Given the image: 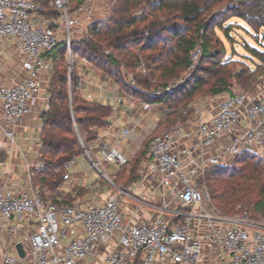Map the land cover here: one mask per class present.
<instances>
[{
  "label": "built area",
  "instance_id": "2783aa9c",
  "mask_svg": "<svg viewBox=\"0 0 264 264\" xmlns=\"http://www.w3.org/2000/svg\"><path fill=\"white\" fill-rule=\"evenodd\" d=\"M52 5L64 19L63 41L71 56L70 31L78 21L69 17L67 0H54ZM43 10L36 0H0V42L12 39L26 56V78L10 85L0 83L4 132L11 141L16 128L34 110L44 81H49L53 71V58L47 53L57 47L60 37L53 27L55 18L45 16ZM202 54L198 45L191 53L187 75L150 94L162 97L182 88ZM138 70L145 73L143 65ZM129 79L137 88L133 74ZM243 119L247 127L236 134ZM108 129H98L94 146L102 147L107 162L124 165L127 157L116 147L103 144L101 131ZM129 133L126 129L123 135ZM226 136L231 139L221 152L209 154ZM183 137L193 145L182 144ZM262 150L264 92L253 97L237 91L226 95L213 119L200 121L194 133L188 135L173 127L151 140L148 170L159 174L163 195L159 204L145 202L155 210L148 219L125 223L118 195L101 203L59 204L45 202L33 185L30 192L15 194L0 182V264H156L165 260L171 264H264V221L222 215L200 183L208 168L228 165L244 151ZM84 151L88 155L85 147ZM73 164L74 160L68 168ZM44 167L40 159L31 172ZM70 179L68 171L64 180ZM175 217L179 219L172 222ZM19 242L24 257L16 250Z\"/></svg>",
  "mask_w": 264,
  "mask_h": 264
},
{
  "label": "trees",
  "instance_id": "16d2710c",
  "mask_svg": "<svg viewBox=\"0 0 264 264\" xmlns=\"http://www.w3.org/2000/svg\"><path fill=\"white\" fill-rule=\"evenodd\" d=\"M53 1L36 0L45 16H59L61 11L51 4ZM82 1L73 0L68 11ZM110 5L108 18L92 24L82 39L71 41L70 75L65 42H59L47 53L53 58V71L48 85V108L40 116V159L45 167L31 172L32 184L45 202L72 204L67 202L70 193L63 197L58 193L69 171L68 164L84 153V147L94 150L98 129L109 124L113 112L111 105L83 97L74 65L76 59L85 58L113 78L126 93L145 102L162 103L170 111L165 121L167 128L186 119L184 112L208 83L204 73H211L214 80L210 97L231 94L233 83L251 92L264 79V48L245 44L248 53L244 58L250 63L245 59L225 62L218 59L226 55L223 39L217 35L213 41L211 37L219 28L225 36L233 38L232 20L238 24L243 21L264 36V0H111ZM217 42L222 44L221 50L215 46ZM198 45L202 46L203 54L187 83L165 96H152L149 90L155 87L154 83L166 84L188 70L191 53ZM230 63L241 66L232 76L226 75ZM140 65L145 67V73L137 70ZM128 73L133 74L137 88L132 86ZM156 135L150 137L142 156H149L148 146ZM138 164L137 160L132 171ZM119 172L118 177L123 176L127 184L126 171ZM200 183L208 187L213 204L223 215L252 218L259 214L264 218L263 156L244 151L231 165L208 168ZM178 219L172 218V222Z\"/></svg>",
  "mask_w": 264,
  "mask_h": 264
},
{
  "label": "crops",
  "instance_id": "0c3cea01",
  "mask_svg": "<svg viewBox=\"0 0 264 264\" xmlns=\"http://www.w3.org/2000/svg\"><path fill=\"white\" fill-rule=\"evenodd\" d=\"M73 0H68L67 11ZM111 0H83L81 4L73 11L69 12V17L77 20L70 31V39L80 40L86 36L88 28L97 21L108 18L110 15ZM52 4V3H51ZM55 18L53 27L57 31L60 42H64L65 28L64 19L61 14L59 16H51ZM236 23V20L232 21ZM26 56L18 50L14 41L10 38L4 39L0 42V83L13 84L18 83L26 78L27 73L23 68V62ZM76 69L80 78L81 94L83 97L98 101L102 104L111 105L113 112L109 118L108 130H102L103 144L105 147H116L128 159L129 170L127 169V186H114V189L107 191L106 195H118L121 201V212L125 223H136L144 219H148L155 214L154 208L145 204H159L163 195L161 186V178L159 174L151 173L148 170L149 156L143 155L142 151L145 147V142L148 137L155 133H162L167 130L165 121L170 114V111L165 108L162 103H149L146 107L141 98L135 97L126 93L117 82L109 75H105L99 69L82 59H76ZM46 83L44 81V88L36 102L34 110L26 116L24 121L16 128L15 140L11 141L4 132L3 108L0 102V149H6L9 152L8 158L10 161L6 162V170L3 175H0V182L6 184L7 189L13 193L18 194L21 191H31V169L40 161V133L42 127L41 114L47 110L49 95L45 94ZM244 91V90H238ZM237 92V91H234ZM246 92V91H245ZM264 92V79L254 90L248 92L251 96L259 95ZM233 93V92H232ZM228 95V94H227ZM226 95L217 96L214 99H200L194 101L191 105L192 109L185 111L191 114L186 122L180 121L177 126L182 128L185 134H192L196 131L197 125L200 121H210L217 114L220 102ZM145 102V101H144ZM247 121L243 119L236 126V134H240L246 127ZM130 131L129 135H123L124 130ZM18 139L24 142L28 147L26 151L22 150L24 146ZM231 139V136H226L220 139L215 147H213L209 154H218L224 144ZM180 142L184 145L191 146L193 142L186 137H183ZM95 161L100 165L103 164V173L112 178L119 176L121 168L116 163H109L105 160L103 149L100 145L94 147ZM264 153V150L261 151ZM17 154L15 157L14 155ZM83 156L89 161V158L84 153ZM79 156V157H80ZM24 158V174H21L18 167L19 159ZM32 157V158H31ZM77 157V158H79ZM31 158V159H30ZM139 161L138 168L132 171V166L136 161ZM7 161V160H6ZM81 164V163H80ZM77 160H74L71 172V180H76L85 185L88 189L100 185L99 177L88 180V174L78 168L81 167ZM115 165L112 172L108 173L105 169ZM78 166V167H76ZM30 167V168H29ZM30 169V171H29ZM96 180L98 182H96ZM96 183V184H94ZM106 192V191H105ZM104 192V193H105ZM104 193L102 195H104ZM95 196L92 201L86 203H101L102 201H95ZM101 197V195H100ZM8 239H12V235H7ZM156 264H171L170 261H157Z\"/></svg>",
  "mask_w": 264,
  "mask_h": 264
},
{
  "label": "rangeland",
  "instance_id": "374dc122",
  "mask_svg": "<svg viewBox=\"0 0 264 264\" xmlns=\"http://www.w3.org/2000/svg\"><path fill=\"white\" fill-rule=\"evenodd\" d=\"M232 29H233V31L231 32V34L233 35V38H229V37L225 36L224 32L221 29H219V28H216V30H215V33H216L215 36H213V35L211 36L212 39H213V41H215L217 39L216 38L217 35H219L223 39L224 44H225L224 46H225L226 55L224 57H222V55H220V57L218 59H221L222 61H225V62L226 61H229V60H234V59H236V60L237 59L238 60L245 59L244 56L248 53L245 50V48H246L245 44H250L251 46H254V47L258 48V49H263L264 48V36H263V33L262 32L259 34L258 32H256L253 29H251L245 22L240 21V20H239V24L238 23H234L233 24V28ZM215 46L218 47L219 50H221V48H223L222 44H220L218 42H217V44H215ZM200 60H201V58H200ZM200 60H199V62L197 64V67H198V65L200 63ZM245 60L247 61V63H250V61H248L247 59H245ZM72 62H73V60H72V58L70 57V54H69V58H68V66H69V72H70L69 75L71 74V70H73ZM74 65H76V63ZM207 65H208V67H215V66H211L209 64H207ZM200 66L206 67L205 64H201ZM138 67H137V70H138ZM197 67L193 71V73L190 75V78L194 74V72L197 70ZM240 68H241L240 65H237L236 63H230L229 66H228V68H227L226 75H231L232 76ZM76 72L78 74L77 69H76ZM188 72H189V69L181 77H179V78H182V77L186 76ZM129 74L130 73H128V77H129ZM210 74L211 73H209V72H208V74L207 73H204L203 74V75H206V77H208L207 78L208 79V83L204 87V89L199 92V96H196L197 99L195 101L200 100V99L209 100V99H214V98L217 97V96L210 97V94H212L211 93V87H212V83L214 81L213 78H211L212 77L211 76L212 74L211 75ZM51 76H52V72L49 75V81H48V83H46V85H45L46 86L45 94L47 93V95H49L48 94V85H49ZM179 78H173L168 83L174 81L175 79H179ZM229 81L233 82L232 79H229ZM79 82H80V78H79ZM168 83H166V84H168ZM166 84L158 85L157 83H154V86L155 87L153 89L151 88L149 91L151 92V91H153L155 89H158L159 87H162V86H164ZM234 84L235 83H233L232 92L238 91V90H243V89H240L238 86H235ZM80 88H81V86H80ZM189 108L192 109L191 106ZM189 108L187 107V109H189ZM167 110H168V108H167ZM190 115L184 112V117L186 118V119H184V122L187 121V119L190 117ZM166 129L169 130L171 128H167L166 127ZM152 135H154V134H152ZM152 135H150L148 137L147 141L145 142V145L147 144V142L149 141V139H150V137ZM18 141L21 144H23L22 146H24V147H22L23 148L22 150H24V151L28 150L27 149L28 147H26L24 145V142L21 141V139H18ZM84 153H85V151H84ZM252 153L255 154V155L263 156L264 157V153H258V152H252ZM88 155H87V157L89 158V161L86 158H84L83 156H80L79 158H76L75 160H77L79 164L81 163L80 164L81 167H78V166H76V167L80 168L84 172V174H88L89 175L90 178L88 180H90V182H91V180L96 179V178L99 177V180L98 181H99L100 185L98 187L94 188V190H92V189H88L85 185H82L81 182L76 181V180H73V179L72 180L70 179V180H67V181H63V183L59 187L58 193L62 197L63 196H66V195H69V193H70L71 196L68 197L67 202H71V203H75L76 202V203L86 204V203L90 202L89 200L92 201V198H94L95 196H97L95 201H97V202L99 201L100 202V201H102V199H104V198L107 197V195H108V194L106 195L107 191H111L112 189L115 190V187L114 186H117V187L118 186H122V185L125 186V187L127 186V184H125V181H124L125 178L123 176H122V178L118 177L116 179V178H112L109 175L103 173L104 172L103 171L104 166H103V164L100 165L98 162L95 161V158H94L95 155H94L93 150L88 151ZM14 156L16 157L17 154H15ZM10 160H11V158H7V161H0V175H3L5 173V170H6V162H8ZM234 160L231 161V162H228L229 163L228 165L233 164ZM24 164H25L24 158L21 157L19 159V163H18V167L20 168L21 174H24V168H25ZM127 164L128 163L119 166L121 168L120 171H127V169L129 170V165H127ZM114 168H115V165H112L111 167L105 169V171L108 172V173H110V172H112V170ZM30 169H29V171H30ZM73 170H74V168H72V166H71L69 168V172L71 173V172H73ZM125 177H127V175H125ZM98 181L96 180V182H98ZM94 184H96V183H94ZM75 188L77 189V192L78 193L74 191ZM205 188H206L207 192L210 195V191H209V189H208V187L206 185H205ZM115 192H117V191L115 190ZM103 193H104V195H102ZM100 195H101V197H100ZM55 200H56V198H55ZM213 205L215 206V204H213ZM226 216H229V215H226ZM250 219L263 220L264 221V218L261 217V215H259V214L254 215V217H252Z\"/></svg>",
  "mask_w": 264,
  "mask_h": 264
},
{
  "label": "water",
  "instance_id": "95a60500",
  "mask_svg": "<svg viewBox=\"0 0 264 264\" xmlns=\"http://www.w3.org/2000/svg\"><path fill=\"white\" fill-rule=\"evenodd\" d=\"M71 57V56H70ZM9 156V152L6 149H0V161H6ZM16 250L21 257L25 256V249L21 242L16 244Z\"/></svg>",
  "mask_w": 264,
  "mask_h": 264
}]
</instances>
